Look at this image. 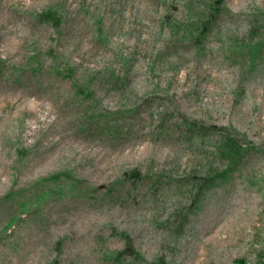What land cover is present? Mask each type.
I'll use <instances>...</instances> for the list:
<instances>
[{
  "label": "rangeland",
  "instance_id": "rangeland-1",
  "mask_svg": "<svg viewBox=\"0 0 264 264\" xmlns=\"http://www.w3.org/2000/svg\"><path fill=\"white\" fill-rule=\"evenodd\" d=\"M0 62V264H264V0H0Z\"/></svg>",
  "mask_w": 264,
  "mask_h": 264
},
{
  "label": "trees",
  "instance_id": "trees-1",
  "mask_svg": "<svg viewBox=\"0 0 264 264\" xmlns=\"http://www.w3.org/2000/svg\"><path fill=\"white\" fill-rule=\"evenodd\" d=\"M193 32H195V31H192L191 35L194 37L195 40H198V41H200L202 38H204L206 36L204 34V32H202V30L197 32V34H193ZM0 68H1V62H0ZM232 144L236 145L235 143H232ZM126 240H127V243H128L127 248L129 250V252H131L132 255H135L136 252H135L133 244H132V242H131V240L129 239L128 236H126Z\"/></svg>",
  "mask_w": 264,
  "mask_h": 264
}]
</instances>
